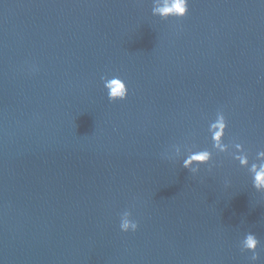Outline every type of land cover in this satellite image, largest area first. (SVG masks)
Returning <instances> with one entry per match:
<instances>
[{"label": "water", "instance_id": "water-1", "mask_svg": "<svg viewBox=\"0 0 264 264\" xmlns=\"http://www.w3.org/2000/svg\"><path fill=\"white\" fill-rule=\"evenodd\" d=\"M163 3L0 0V264H264V0ZM220 110L248 166L184 168Z\"/></svg>", "mask_w": 264, "mask_h": 264}, {"label": "clouds", "instance_id": "clouds-1", "mask_svg": "<svg viewBox=\"0 0 264 264\" xmlns=\"http://www.w3.org/2000/svg\"><path fill=\"white\" fill-rule=\"evenodd\" d=\"M154 13L161 16L171 17H185L189 11V0H164L162 6L153 9ZM105 88L109 89L107 92L108 99L112 102L123 101L128 98L129 89L126 81L120 77H113L111 79L102 77ZM228 130V121L223 111H217L216 117L213 121H210L208 132L212 142L211 149H197L196 151L190 152L183 161V167L194 171L193 166L199 169L202 165H210L213 161L214 153L221 154L227 153L229 145L232 144L235 148L239 149L238 153H233L232 158L237 160L241 166H248V158L245 153V147L242 143L236 142L235 140L230 143H225V138ZM210 170V169H209ZM250 170L254 173L253 175V186L257 190H264V163H253ZM131 213L125 212L120 222V229L123 232H136L139 229V223L130 219ZM261 241L254 233H247L243 239V249L248 250L252 253L251 260L259 261Z\"/></svg>", "mask_w": 264, "mask_h": 264}]
</instances>
